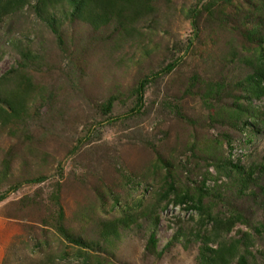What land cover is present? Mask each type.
<instances>
[{
    "label": "rangeland",
    "instance_id": "obj_1",
    "mask_svg": "<svg viewBox=\"0 0 264 264\" xmlns=\"http://www.w3.org/2000/svg\"><path fill=\"white\" fill-rule=\"evenodd\" d=\"M170 1L156 0L130 34L116 21L94 29L72 19L65 1L51 10L61 43L36 16L37 0L0 27V98L29 94L21 118L0 103V195L8 192L0 200V264H198L194 235L209 206L222 215L241 210L245 223L227 238L248 232L252 246L245 264H264V176L242 196L236 172L234 178L220 175L217 184L212 178L218 176V155L244 168L264 162V133L241 132L240 124L215 117L223 102L206 103L202 95L206 83L233 88L247 72L229 49L253 54L239 23L246 13L252 19L260 5L202 0L196 31L190 10L200 0ZM27 50L36 57L31 65L20 57ZM145 78L138 106L135 88ZM110 97L112 107L104 110ZM167 176L191 194L206 178L205 187L218 189L219 196L204 199L203 213L159 201ZM144 207L151 219L159 218L154 251L147 249L142 226L90 251L58 230L61 210L68 233L97 241L102 220ZM180 228L193 240L183 236L171 243Z\"/></svg>",
    "mask_w": 264,
    "mask_h": 264
},
{
    "label": "trees",
    "instance_id": "obj_2",
    "mask_svg": "<svg viewBox=\"0 0 264 264\" xmlns=\"http://www.w3.org/2000/svg\"><path fill=\"white\" fill-rule=\"evenodd\" d=\"M61 1L67 3L69 15L72 19L88 23L94 29L116 21L118 28L126 27V31L130 34L135 30L136 23L140 19L155 10L154 2L156 0H37L33 6L36 16L52 29L60 43L61 34L57 24V17L55 12L51 10L55 3ZM201 1H198L195 8L190 10V17L193 19L192 28H195V30L198 28L194 18L199 13L197 5ZM256 1L257 5H260L256 6L258 7V12L251 15L252 19L246 18L247 13L243 14L239 23L242 28L240 35L253 46V54L251 56L243 55L231 45L229 49V54L232 57L239 58L240 62L247 68V72L236 80L233 88H224L225 85L222 81L206 83L202 95L205 97L204 101L206 103H209L210 100L223 102L215 111L213 110L215 117L228 118L236 126L240 124L237 130L241 132L250 128L252 132L260 134L264 133V0ZM165 2L170 4L171 1L165 0ZM27 3L29 4V0H0V27L8 21L9 16L21 10ZM20 57L24 65H31L36 58L30 50L22 52ZM31 58L33 59L30 61ZM168 69H171V65ZM147 83L148 80L145 78L135 88V93L137 94L135 105H142L141 96ZM28 95L26 90L17 91L13 95L11 94L9 98H0V103L6 105V108L11 111L10 115L15 118H21L28 108ZM113 101L114 97H110L104 106V110H110ZM254 101H259V105H255ZM213 158L215 160L213 166L218 173V176L213 175L212 177L214 184H217L220 175L231 177L233 172H236L239 175V179L234 178V176L233 178L239 185L236 189L238 196H242L247 188L258 187L259 176L261 174L264 176V162L251 161L247 168H244V166H240L237 163L231 164V160L225 163V159L220 155ZM166 163L167 161H164V164ZM164 173L172 175L168 171ZM43 178L41 176L28 181L40 182ZM201 182L203 187L196 188V193L191 194L189 190L177 188L167 176L164 182L165 186L160 192L159 201L163 199L166 200V203L173 201L175 205H185L187 208L197 209L203 213L204 209H206L204 199L210 195L218 197L219 190L214 188L209 192V187H205L206 178H203ZM16 188L17 186L15 185L10 190ZM7 193L0 195V200L4 199ZM149 212L144 207L139 213L127 211L110 220H102L99 223V238L94 241L89 240L88 237H84L82 234L68 233L61 222L63 215L60 210L58 230L69 242L90 251L91 249L98 250V247L103 250L105 248L100 246V244L111 243L120 237L122 231L142 226L147 235V249L154 251L156 246L155 232L159 218L156 215L151 219ZM148 217H150V220H148ZM203 218L201 230L194 235L195 240L200 242L196 255L198 264H233L234 261L238 264H245L247 262L246 257L251 255V235L248 232H241L240 237L237 239L227 238L237 223H245L241 210L234 208V212L229 215H222L212 212L209 206L204 212ZM208 224H211L210 228L206 229ZM203 226H205V230ZM187 234L180 228L174 232L170 242L181 241V238L183 236L186 238ZM186 240L192 241L193 239L186 238Z\"/></svg>",
    "mask_w": 264,
    "mask_h": 264
}]
</instances>
